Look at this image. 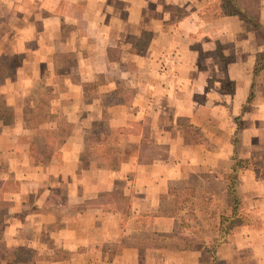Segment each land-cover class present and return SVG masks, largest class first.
I'll return each instance as SVG.
<instances>
[{
  "label": "crops",
  "instance_id": "obj_1",
  "mask_svg": "<svg viewBox=\"0 0 264 264\" xmlns=\"http://www.w3.org/2000/svg\"><path fill=\"white\" fill-rule=\"evenodd\" d=\"M234 1H0L7 247L43 264H264V0ZM236 160V211L177 201L217 208Z\"/></svg>",
  "mask_w": 264,
  "mask_h": 264
},
{
  "label": "rangeland",
  "instance_id": "obj_2",
  "mask_svg": "<svg viewBox=\"0 0 264 264\" xmlns=\"http://www.w3.org/2000/svg\"><path fill=\"white\" fill-rule=\"evenodd\" d=\"M1 1V0H0ZM232 0H228L229 3H231ZM234 2H237V0H235ZM231 5V4H230ZM2 6V5H1ZM0 6V11L3 10V7ZM249 6L251 7H254L256 6V2L253 0V1H250L249 3ZM2 20V19H0ZM41 115V114H39ZM102 147H98L96 146L91 152L94 153V154H98V152L101 150ZM105 152L107 153H111L113 152L112 148H110V146H107L105 149H104ZM242 163H241V166L239 167V169L247 166L250 164L249 161H243L241 160ZM238 176V175H237ZM229 179V178H228ZM230 180V179H229ZM231 185H232V182L230 181ZM230 185V186H231ZM17 187V184L15 183H3V182H0V190H5V189H15ZM175 195H177V201L179 202H196V200H200L201 201V206L202 209H203V215L206 217V218H210V217H217L220 213V211L225 208V207H230L232 206L231 203L233 201L232 199V196L229 195V196H226L223 198V196L221 195L219 199L223 198L221 201L218 199L217 203V208H215L214 210L210 209L212 208V203L213 202H210L212 199L211 197H209L208 195H205L203 198L199 197L198 199L193 195L192 192H185V193H181L180 191H176L174 192ZM5 196V194H3L1 192L0 194V264L3 262V258L5 256H8L12 261H13V264L14 263H26V264H43L45 263L44 261H47L48 259L47 258H41V257H36L34 255H32L33 253L31 251H27V250H24L22 249L23 252H20L19 250H16V248H13V247H7L5 244H4V225H5V220H7V210L9 209L10 207V201L9 200H4L3 197ZM209 198L211 200H209ZM220 201V202H219ZM207 205L209 206V208H206ZM178 212H180L181 209H177ZM186 211L188 213H194V211L192 210V212H190L191 210L190 209H186ZM228 212H225L223 213V216L225 218H227V215ZM222 216V215H221ZM209 231V229H208ZM3 264V263H2Z\"/></svg>",
  "mask_w": 264,
  "mask_h": 264
},
{
  "label": "trees",
  "instance_id": "obj_3",
  "mask_svg": "<svg viewBox=\"0 0 264 264\" xmlns=\"http://www.w3.org/2000/svg\"><path fill=\"white\" fill-rule=\"evenodd\" d=\"M252 21L255 22V19H252ZM264 69V53L261 56V59L259 61H257L256 66H255V73H258L260 71H262ZM242 161L241 160H236L234 167H233V172L228 176V178L230 179V181L232 182V185L229 188V195L232 196V207H233V211H236L238 202H239V198H238V193H237V184H238V177H237V171L239 169V167L241 166ZM222 218L223 219H227L223 216L222 214Z\"/></svg>",
  "mask_w": 264,
  "mask_h": 264
}]
</instances>
